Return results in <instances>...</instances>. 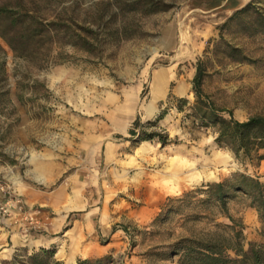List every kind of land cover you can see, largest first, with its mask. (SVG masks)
Segmentation results:
<instances>
[{
	"label": "rangeland",
	"instance_id": "1",
	"mask_svg": "<svg viewBox=\"0 0 264 264\" xmlns=\"http://www.w3.org/2000/svg\"><path fill=\"white\" fill-rule=\"evenodd\" d=\"M218 1L0 0L32 11L49 30L25 54L0 36V209L11 199L24 202L19 213H0V264L20 250H39L29 241L50 232L45 216L52 214L21 194L43 160L71 161L73 172L85 168L101 177L89 187L101 195L99 211L116 231L99 234L102 255L112 256L105 264H179L169 246L186 236L234 240L239 232L245 249L264 244V216L246 194L228 200L233 220L217 204L203 206L204 194L169 200L236 172L264 180V160L241 162L215 142L214 128L187 116L199 59L203 89L217 107L240 120L264 116V35L235 22L222 27L252 0L211 7ZM227 43L247 59L238 60ZM170 93L190 100L184 111ZM166 107L148 129L168 132L172 142L134 145L128 129L136 117L145 122ZM174 166L183 169L178 176ZM165 205L175 210L156 219ZM39 208L45 213L37 214Z\"/></svg>",
	"mask_w": 264,
	"mask_h": 264
},
{
	"label": "trees",
	"instance_id": "2",
	"mask_svg": "<svg viewBox=\"0 0 264 264\" xmlns=\"http://www.w3.org/2000/svg\"><path fill=\"white\" fill-rule=\"evenodd\" d=\"M221 0L211 7L219 6ZM20 6V5H19ZM238 23L249 34L264 35V0H252L245 6L236 9L222 26ZM53 24V23H51ZM46 25L39 21L36 15L28 10L9 5H0V36L17 53L25 54L33 51L42 40ZM70 32V28L66 29ZM222 38V37H221ZM87 42V39H84ZM76 42L77 41H72ZM75 43V44H76ZM229 52L238 55V60L244 61L247 57L242 55V49L227 43ZM204 61L199 59L196 64V73L193 78V92L195 100L187 113L192 123L202 127L215 129V142L230 149L235 157L243 163L259 164L264 160V116L253 115L245 120L234 117L232 110L217 107L203 89L206 71ZM169 98H174L180 112L185 110L190 100L187 97H175L171 93ZM168 107L162 109L153 119L142 122L138 116L128 129L129 140L134 145L143 141H158L162 146L172 142L169 133L149 130L156 127L165 117ZM226 112L228 116H226ZM196 193L204 194L200 201L203 206L217 204L226 216L233 220L228 211V200L236 193H243L251 197V206L256 208L261 217L264 216V180L261 176H252L244 172L233 173L229 178L219 182H208L195 190L187 191L181 197L169 200H183L184 202ZM175 209L165 205L160 216L172 213ZM169 254L179 255V264H264V244L250 243L245 249L240 240V233L236 232L234 240L225 239L216 234L204 237L186 236L170 244ZM230 251L234 253L231 255ZM111 255L101 257L79 258L75 264H105ZM2 264H65L56 257L55 248L42 247L29 253L27 250L16 252L11 260Z\"/></svg>",
	"mask_w": 264,
	"mask_h": 264
},
{
	"label": "crops",
	"instance_id": "3",
	"mask_svg": "<svg viewBox=\"0 0 264 264\" xmlns=\"http://www.w3.org/2000/svg\"><path fill=\"white\" fill-rule=\"evenodd\" d=\"M51 166L56 169L51 170ZM38 168L39 172L33 173L31 181L23 182L21 194L30 206H43L52 216H45L50 232L30 240L31 245L55 248L56 257L65 264H75L79 258L103 256L98 246L99 234L114 237L116 231L110 225L113 221L109 222L99 211L97 198L101 195L89 187L100 182L101 177L85 168L73 172L71 161L43 160ZM98 212L103 220L99 224Z\"/></svg>",
	"mask_w": 264,
	"mask_h": 264
},
{
	"label": "built area",
	"instance_id": "4",
	"mask_svg": "<svg viewBox=\"0 0 264 264\" xmlns=\"http://www.w3.org/2000/svg\"><path fill=\"white\" fill-rule=\"evenodd\" d=\"M13 204H15V209L12 208ZM24 208V202L22 201L21 198H16V199H11L8 200L4 205L1 206L0 213H3V215H8L12 213H19ZM37 214H44L42 209H36L35 211ZM38 216V215H37ZM36 216L35 222L39 223L40 219ZM43 217V216H42ZM33 223V222H32Z\"/></svg>",
	"mask_w": 264,
	"mask_h": 264
},
{
	"label": "bare ground",
	"instance_id": "5",
	"mask_svg": "<svg viewBox=\"0 0 264 264\" xmlns=\"http://www.w3.org/2000/svg\"><path fill=\"white\" fill-rule=\"evenodd\" d=\"M192 169V168H191ZM183 171V169L181 170V169H178V168H176L175 166L172 168V170H171V173H172V175L173 176H178L179 175V173H181Z\"/></svg>",
	"mask_w": 264,
	"mask_h": 264
}]
</instances>
